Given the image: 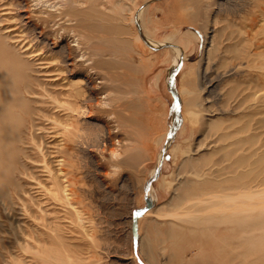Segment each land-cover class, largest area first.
I'll return each mask as SVG.
<instances>
[{"label":"rangeland","instance_id":"374dc122","mask_svg":"<svg viewBox=\"0 0 264 264\" xmlns=\"http://www.w3.org/2000/svg\"><path fill=\"white\" fill-rule=\"evenodd\" d=\"M114 1L118 4L114 10L105 8ZM97 4L119 18L104 20L94 30L103 42L106 56L101 73L109 87L99 97L108 103L106 94L116 95L113 103L121 107L114 114L132 125L138 139L146 143L136 151L123 152L115 141L116 153L101 151V132L84 123L109 118L113 131L120 127L99 110L77 122L79 147L69 154L66 130L56 122L67 112L55 113L58 109L49 108L51 103L42 102V86L36 85L75 79L68 75L62 81L55 76L58 71L53 67L59 58L53 42L61 32L54 35L57 25L43 29L45 24L37 19L44 16L39 12L43 6L36 0H0V35L30 61L39 92L32 96L40 100L33 105L45 112L32 130L33 136L43 138L28 144V175H20L27 193L12 207L1 209L0 235L7 243L14 240V245H20L19 236L29 241L37 237L41 251H54L62 244L67 264H148L139 244L150 224L164 233L170 223L193 230L206 224L182 221L181 215L190 212L183 214L184 209L170 204L174 189L194 177L193 169L183 166L185 159L194 161L201 178L224 180L234 158L230 152L237 147V154L264 150V0H99ZM119 5L132 9L122 15L128 20L121 19ZM191 13H198V19ZM186 33L191 35L187 44L174 46ZM133 34L140 40L131 46L127 38ZM111 37L117 39L113 45L120 55H110ZM74 39L70 33L66 40L73 45ZM190 99L192 106H186ZM190 107L197 113L195 122L190 121ZM246 124L245 133L227 136ZM248 136H253L251 143H234L237 137ZM60 168L71 170L78 180L80 202L70 205L59 199L53 180L55 175L59 181L65 179ZM262 205L264 212V201ZM157 238L151 264H185L182 256L188 260L197 253L195 247L174 250L167 241L161 243L165 235ZM12 251L21 256L20 249Z\"/></svg>","mask_w":264,"mask_h":264},{"label":"bare ground","instance_id":"6f19581e","mask_svg":"<svg viewBox=\"0 0 264 264\" xmlns=\"http://www.w3.org/2000/svg\"><path fill=\"white\" fill-rule=\"evenodd\" d=\"M23 1L25 0H16L17 3ZM36 1L43 6L39 12L44 16L37 17L42 24H45L43 29L50 25H57L54 35L57 36L61 32L60 39L53 42L57 47L54 54L59 58L53 67L58 71L55 76H61L59 80L62 81L68 75L75 77V79H67L61 83H56L58 81L45 82V86L52 84L65 89L46 88L42 85L43 82L37 81L38 83H36V85L41 84L43 96L45 95V97H41L42 102L51 103L48 107L52 106L51 109H58L55 113L60 110L67 112L60 122H56L60 126L63 125L62 127L66 130L64 140L68 153L71 154L74 151V146L78 145L79 147L80 136L77 134V122L83 123L87 113L99 110L104 111L106 116H111L110 119L120 127V131H113L114 127H112V121L109 118L84 123V125L95 127L101 132L103 142L101 151L116 153L115 141L118 142L123 152L136 151L137 148L143 147L146 141L138 139L140 137L137 130L129 123H123L114 114L119 112L121 107L120 103H113L117 100L116 95L106 94L108 103L99 97V94L105 92L109 87L101 73L103 55H105L103 42L94 33V30L100 28L104 20L118 21L119 18L114 14L109 15L101 11L97 4L99 0ZM112 1L108 0V2ZM116 3L114 1L110 8H105L112 11L114 7H117ZM116 9L123 13L120 14L122 20H128L122 15L126 14V11L131 12L132 9H128L124 5H119ZM198 17V13L192 14L193 19H198ZM70 33L75 38L73 45L66 40ZM184 36L174 41V46H185L191 35L186 33ZM45 39L44 33L41 41L44 42ZM116 40L115 37L108 40L112 42L108 45L112 49L109 51L112 56L120 55L121 52L118 46L113 45ZM135 40L139 41L140 37L133 34L132 38H127V44L131 45L130 43H132L133 45ZM26 49L27 47L24 50ZM130 50L134 51L133 48ZM20 54L6 41L4 36L0 35V217L1 209L12 207L16 200L21 201L24 198V193H27L26 183L22 181L20 175H24L25 178L28 175L26 173L28 166L25 161L31 156V152H29L31 150H27L28 144L34 141L36 144L37 138L39 141L43 138V135L33 136L32 133V130L37 127L36 119L43 117L45 112L40 107L33 105L34 102L40 101L32 96L39 93L34 88L36 78L31 74L30 61ZM77 57L80 58L77 60L75 59ZM96 79L100 80L97 82ZM184 92L190 94V90ZM48 96H51L52 99H49ZM190 101L191 99L185 105H191ZM189 114L190 121L195 122L198 119L196 111H193L191 107ZM58 116L57 118H60ZM248 130L249 124H246L234 132H230L227 136L238 132L245 133ZM252 137H237L234 143H251ZM31 148L35 149L34 146ZM239 148L230 152L229 156L234 158L226 167L228 176L224 180L201 178L202 175L199 174V171L194 169L196 166L194 161L190 158L183 161V166L193 169L194 177L174 189L176 193L170 204L173 207L184 209L183 214L190 212L188 216L181 215L182 221L193 220L196 224L201 222H206V224L204 227L193 230L186 228L185 225L170 223L169 229L165 233L156 224H150L139 244L142 253L144 252L146 255L148 264H151L155 259L156 245L160 241L157 238L158 234L165 235V238L161 239V243L167 241L174 250H183L185 247L197 249L193 258L187 260L182 256L180 260L185 264H264V212L262 205L264 189L253 190L254 187L264 186V150L259 154H257V150H248V152L237 154ZM171 150L173 151V148ZM254 155L257 158L252 162L249 161ZM62 172L67 174L63 175L64 180L59 181V175H55L53 180L56 193L61 194L58 196L59 199L62 200V203L70 205L80 202L78 191L81 190V187L77 186L78 180L75 176L72 177L71 170L61 169ZM164 185L169 187L171 183H164ZM192 211L195 214H191ZM77 212L79 213V211ZM1 226L0 221V234ZM20 237L16 238L17 243L21 242L20 245L19 243L14 245V240L7 243L0 235V264H67V251L62 244H57V250L41 251L37 237L32 238L34 241L21 240ZM13 247L22 251L21 256L15 257L14 251H12Z\"/></svg>","mask_w":264,"mask_h":264},{"label":"water","instance_id":"95a60500","mask_svg":"<svg viewBox=\"0 0 264 264\" xmlns=\"http://www.w3.org/2000/svg\"><path fill=\"white\" fill-rule=\"evenodd\" d=\"M153 177H154V175H153V176H151L150 180H152V179H153Z\"/></svg>","mask_w":264,"mask_h":264}]
</instances>
